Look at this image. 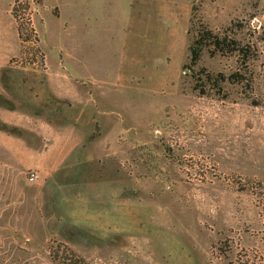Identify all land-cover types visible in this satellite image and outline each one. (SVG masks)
Masks as SVG:
<instances>
[{
  "label": "rangeland",
  "instance_id": "rangeland-1",
  "mask_svg": "<svg viewBox=\"0 0 264 264\" xmlns=\"http://www.w3.org/2000/svg\"><path fill=\"white\" fill-rule=\"evenodd\" d=\"M0 121V264H264V0H0Z\"/></svg>",
  "mask_w": 264,
  "mask_h": 264
},
{
  "label": "crops",
  "instance_id": "crops-1",
  "mask_svg": "<svg viewBox=\"0 0 264 264\" xmlns=\"http://www.w3.org/2000/svg\"><path fill=\"white\" fill-rule=\"evenodd\" d=\"M62 75L63 76L58 77L57 79L60 80V83L63 85V87H58L57 82H53V87H55L56 95H58V97H65L69 99H74V97H76L77 101H79L77 103H82L83 109L88 112L96 111L97 118H99V120L101 119V121L102 119L106 121L104 116L109 111L105 106H103L105 109L100 108L103 105V99H101L100 102L99 99L101 97V93H99L98 90L99 82L97 76L91 74L80 75L71 71H66ZM103 96L106 97L105 94ZM86 116L87 113L83 115V117ZM103 135L104 132H102V135L99 138L101 139Z\"/></svg>",
  "mask_w": 264,
  "mask_h": 264
},
{
  "label": "trees",
  "instance_id": "trees-1",
  "mask_svg": "<svg viewBox=\"0 0 264 264\" xmlns=\"http://www.w3.org/2000/svg\"><path fill=\"white\" fill-rule=\"evenodd\" d=\"M207 32H208V35L217 38L216 43H214V44H216V45L221 44L220 40H218V37L216 35H214L211 30H209ZM190 51H191L192 61L197 62L199 60V58L201 57V54L203 51L202 40L201 39H195L193 41L192 45L190 46ZM0 129L9 130V131H13V129L15 130V128H11L6 122H3V121H0Z\"/></svg>",
  "mask_w": 264,
  "mask_h": 264
},
{
  "label": "built area",
  "instance_id": "built-area-1",
  "mask_svg": "<svg viewBox=\"0 0 264 264\" xmlns=\"http://www.w3.org/2000/svg\"><path fill=\"white\" fill-rule=\"evenodd\" d=\"M26 61H28V60H26ZM36 61L37 60H33L32 61V64H36L37 63ZM14 63H23V62H22V60L16 59V60H14ZM28 64H30V62H28ZM37 177L38 176L35 173L32 172L31 175H30V177H29V181L34 182V181H36Z\"/></svg>",
  "mask_w": 264,
  "mask_h": 264
}]
</instances>
